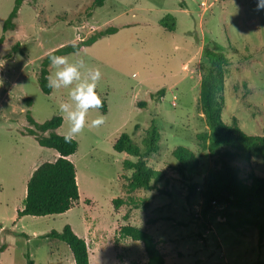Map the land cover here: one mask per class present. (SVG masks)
<instances>
[{"label": "rangeland", "instance_id": "1", "mask_svg": "<svg viewBox=\"0 0 264 264\" xmlns=\"http://www.w3.org/2000/svg\"><path fill=\"white\" fill-rule=\"evenodd\" d=\"M15 2L0 0V264H28L30 258L35 264H76L68 244L47 234L70 224L86 236L90 222L98 241L97 248L90 243V264L145 263L142 242L121 235L125 224L152 234L166 264H264V239L239 223L243 210L213 201L205 212L214 162L196 137L208 130L199 105L207 48L230 60L221 91L223 121L264 135V9H257V0H106L100 6L95 0H25L15 27L5 31ZM167 14L176 18L173 31L160 24ZM110 26L117 32L65 55L100 69L97 91L108 108L90 109L86 124L98 114L105 123L75 136L80 200L67 213L19 217L31 171L57 154L29 130L48 136L37 124L61 116V102L71 103L67 88L42 91L43 59ZM153 123L160 149L148 164L159 179L149 190L132 192L133 170L124 162L137 158L116 151L114 143L128 133L142 146ZM62 124L54 132L66 133V118ZM180 148L193 154L192 163L181 162ZM234 165L242 178L264 176L263 158H238ZM116 198L126 203L117 207Z\"/></svg>", "mask_w": 264, "mask_h": 264}, {"label": "trees", "instance_id": "2", "mask_svg": "<svg viewBox=\"0 0 264 264\" xmlns=\"http://www.w3.org/2000/svg\"><path fill=\"white\" fill-rule=\"evenodd\" d=\"M25 0H16L15 6L4 23V30L15 27L14 20ZM106 0H95V4L103 5ZM160 24L173 31L176 28V18L167 14L160 20ZM117 27L110 26L99 30L78 43L60 47L50 53L66 55L77 52L86 46L92 45L98 39L117 32ZM76 44L73 48L72 45ZM208 61L207 71L203 75L200 86V109L205 117L207 131L196 135L200 145L209 151L214 166L208 173L204 192L205 212L209 210L213 201L225 202L243 210L244 217L239 221L246 227L252 226L258 230L259 239H264V176L250 172L247 178H242L234 165L238 158L247 161L253 158L264 159V135L245 132L236 121L226 124L222 119L225 66L230 63L229 58L222 52L205 49ZM48 55L43 59L39 72L38 82L42 91L50 94L53 89L47 86L49 72ZM101 110L106 113L108 108L105 99ZM30 122L35 121L30 116ZM63 123L62 116H54L44 123L37 124L41 132L50 131L48 136L29 130L36 135L40 145L53 148L59 153L55 161H46L40 164L32 173L27 182V195L24 207L18 210V216L25 215L47 216L62 214L72 209L80 200V191L77 183L76 166L69 156L75 154L79 143L74 138L71 143H65L63 136L54 132ZM161 134L153 123L142 139V146L133 140L128 133H122L114 143L118 152H126L136 157V160H125L124 166L133 170L128 186L133 192L136 189L149 190L153 183L158 181L159 172L148 164V157L160 149ZM177 157L183 163H192L193 154L185 148L176 150ZM132 200L133 196H128ZM117 207L125 204L124 198H116ZM123 237L140 241L144 245L147 260L144 264H166L165 257L158 247V242L152 234L131 224L120 228ZM47 236L65 241L72 250L76 264H90V252L85 239L80 237L70 224L64 226L62 232L52 231ZM28 264H35L29 259Z\"/></svg>", "mask_w": 264, "mask_h": 264}, {"label": "clouds", "instance_id": "3", "mask_svg": "<svg viewBox=\"0 0 264 264\" xmlns=\"http://www.w3.org/2000/svg\"><path fill=\"white\" fill-rule=\"evenodd\" d=\"M256 7L258 10L264 9V0H257ZM72 47L75 48L76 44ZM48 60L54 71L47 77V86L54 90L69 89L71 103L61 102L58 112L62 119L66 118L69 125L63 140L71 143L86 126L95 128L105 123V116L98 114L86 124V115L90 109L103 108V100L97 91L101 72L99 68L90 67L82 57L70 61L65 55L49 53Z\"/></svg>", "mask_w": 264, "mask_h": 264}, {"label": "crops", "instance_id": "4", "mask_svg": "<svg viewBox=\"0 0 264 264\" xmlns=\"http://www.w3.org/2000/svg\"><path fill=\"white\" fill-rule=\"evenodd\" d=\"M63 125V124H62ZM61 125V126H62ZM60 128V127H59ZM59 134H61V135H64L65 133H60L59 132ZM76 154V153H75ZM75 154H72V155H70L69 156V159L72 161L73 159H72V157L75 155ZM59 157V153L57 152V154H55L54 155V160L53 161H55L57 158ZM42 164V163H41ZM40 164H38V165H36L34 168H33V170L31 171V173H30V175H29V178L31 177V175H32V173L34 172V170L39 166ZM76 174H77V170H76ZM29 180V179H28ZM28 182V181H27ZM77 183H79V179H78V176H77ZM79 186V185H78ZM80 191V190H79ZM27 195V189H26V193H25V196ZM86 201H89V203H91V201L89 200V199H87ZM24 207V206H23ZM23 207H19L18 208V210H20V209H22ZM69 211V210H68ZM67 211V212H68ZM67 212H65V213H67ZM47 216H49V215H47ZM88 225V234L86 235V236H81V235H79L80 237H82L83 239H85L86 240V242H87V245H88V249H90V243L92 242L93 243V245H95V248H97L98 247V241L97 240H95L94 239V237H95V232H96V228L93 226V224H91V222L90 223H88L87 224ZM74 230V229H73ZM91 250V249H90Z\"/></svg>", "mask_w": 264, "mask_h": 264}]
</instances>
